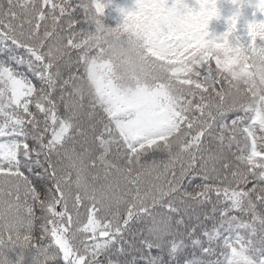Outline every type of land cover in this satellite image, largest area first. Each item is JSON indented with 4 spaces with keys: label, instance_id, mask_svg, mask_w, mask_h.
<instances>
[{
    "label": "snow or ice",
    "instance_id": "obj_1",
    "mask_svg": "<svg viewBox=\"0 0 264 264\" xmlns=\"http://www.w3.org/2000/svg\"><path fill=\"white\" fill-rule=\"evenodd\" d=\"M229 2L0 0V264H264V0Z\"/></svg>",
    "mask_w": 264,
    "mask_h": 264
},
{
    "label": "trees",
    "instance_id": "obj_2",
    "mask_svg": "<svg viewBox=\"0 0 264 264\" xmlns=\"http://www.w3.org/2000/svg\"><path fill=\"white\" fill-rule=\"evenodd\" d=\"M135 7V0H111L108 3L103 17L113 21L115 26L121 23L123 16L119 11L120 8L133 9ZM222 14L220 18H214L209 24L210 36H219L227 29V17L231 13V4L229 0H221ZM94 28V25H93Z\"/></svg>",
    "mask_w": 264,
    "mask_h": 264
},
{
    "label": "rangeland",
    "instance_id": "obj_3",
    "mask_svg": "<svg viewBox=\"0 0 264 264\" xmlns=\"http://www.w3.org/2000/svg\"><path fill=\"white\" fill-rule=\"evenodd\" d=\"M101 18V20L103 21V23L105 24V25H107V26H115V24H114V22L113 21H110V20H108V19H106L105 17H103V16H101L100 17ZM118 24V23H117Z\"/></svg>",
    "mask_w": 264,
    "mask_h": 264
}]
</instances>
